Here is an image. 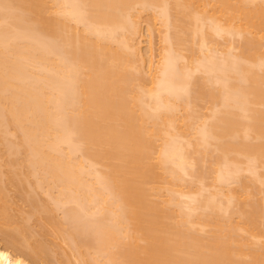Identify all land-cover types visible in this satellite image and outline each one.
I'll list each match as a JSON object with an SVG mask.
<instances>
[{"label":"bare ground","instance_id":"obj_1","mask_svg":"<svg viewBox=\"0 0 264 264\" xmlns=\"http://www.w3.org/2000/svg\"><path fill=\"white\" fill-rule=\"evenodd\" d=\"M259 198L264 0H0V264H264Z\"/></svg>","mask_w":264,"mask_h":264},{"label":"rangeland","instance_id":"obj_2","mask_svg":"<svg viewBox=\"0 0 264 264\" xmlns=\"http://www.w3.org/2000/svg\"><path fill=\"white\" fill-rule=\"evenodd\" d=\"M143 12H145V11H143ZM141 13H142V12H141ZM145 13H146V12H145ZM145 13H144L142 16H144V15H146V14H147L146 16H149V15L151 14L152 16L155 17V18H154L155 32L158 34V33L160 32V31H159L160 28L163 27V26L160 27V26L158 25V21H157V18H158V17L156 18L155 14L153 15L151 12H150L149 14H148V12H147L146 14H145ZM151 15H150V16H151ZM142 16H140L139 19H140ZM150 16H149V18H150ZM152 16H151V17H152ZM143 18H145V17H143ZM147 18H148V17H147ZM141 19H142V18H141ZM150 19H151V20H149V22L151 23L153 20H152V18H150ZM139 21H140V23L143 21L142 24H141V26H140V27H142V28H141V33H143V34H142L143 36L140 38L141 44H140L139 47H141L142 55H143V56H146V54H148V53H147V50H148V49H147V46H148L149 38H150V37H149V36H150V35H149L150 32H148L149 30L147 29L148 26H149V25L147 24V21H148V20L146 21V19H144V20L142 19V20H139ZM156 22H157V23H156ZM152 23H153V22H152ZM155 23H156V24H155ZM159 23H160V22H159ZM147 25H148V26H147ZM156 26H157V30H156ZM158 26H159L160 28H159ZM153 27H154V26H153ZM163 28H164V27H163ZM158 29H159V30H158ZM163 30H164V29H163ZM163 30H161V31H163ZM157 31H159V32H157ZM156 33H154V36H155V37H154V38H155V41H154V42H157V43H158L159 40H157V37L159 36V34L157 35ZM161 34H163V33H161ZM161 34H160V35H161ZM156 40H157V41H156ZM219 41H222V39H220ZM157 43H156V44H157ZM160 43H161V42L159 41V44H160ZM221 43L225 44V42H223V41H222ZM159 44H158V45H159ZM197 54H198V53H197ZM205 106H208V104L204 105V109H203V107H202V109L206 112L207 110H205ZM202 109H201V111H202ZM204 111H202V112H204ZM211 157H212V159H213V155H212ZM12 193H13V192H12ZM14 194H15V193H14ZM41 194H42V193H41ZM15 195H16V194H15ZM44 195H45V194H44ZM41 196H42V195H41ZM258 196H259L260 198H262V197L260 196V193H259L258 195H256L257 198H258ZM42 197H43V196H42ZM45 197L48 198L47 196H44L43 198H45ZM13 198H15V197H13ZM260 198H259V200H260ZM15 199H18V197L15 198ZM15 199L13 200V203H12V204H13V205H12L13 207H14V206H17L18 203H19V200L15 201ZM262 200H264V199H262ZM262 200H260V201L262 202ZM14 201L16 202V204L14 203ZM21 202H22V200H21ZM21 202L19 203V205H20V207H21L20 209H24L23 211L27 210L29 206L27 205V208H24V206H25L26 204L23 202L22 204H23L24 206L22 207ZM14 204H15V205H14ZM25 207H26V206H25ZM14 209H15V207H14ZM16 209H17V207H16ZM20 209H19V211H21ZM14 211H15V210H13V212H14ZM16 211L19 213L18 210H16ZM16 211L14 212V214H16ZM23 211H22V212H23ZM57 212H58V211H57ZM57 212H56V213H57ZM20 213H21V212H20ZM20 213H19V214H20ZM23 213H24V212H23ZM58 213H59V216L62 215L61 211L58 212ZM58 213H57V214H58ZM19 214H16V215H17V216H16V220H17V221H20V218H19L20 216H18ZM21 214H22V213H21ZM21 214H20V215H21ZM55 216H56V215H55ZM60 217H61V216H60ZM58 218H59V217H58ZM31 221H32V220H31ZM31 221H30V222H31ZM33 221L37 222L36 220H33ZM35 222H34V224H35ZM31 223H32V222H31ZM31 223H30V224H31ZM31 225H33V223H32ZM34 226H35V225H34ZM34 226H33V227H34ZM36 226H37V225H36ZM36 226L34 227V229H35V228L37 229ZM47 229H48V228H47ZM49 229H51V228L49 227ZM46 231H47V230H46ZM48 231H49V230H48ZM49 232H52V231L50 230ZM49 232H48L47 234H45V235L48 237V240L50 241V244L48 243V245L51 246L52 244H54V245H53V251H54V250H55V251L60 250V247L63 246L62 244L59 243V242H61L60 239H59L58 237H55V236L53 235L54 233L51 234V233H49ZM48 235H49V236L51 235V237L53 236V239H54V237H55L56 239L58 238L57 241H59V242L52 241V238H51V237L49 238ZM46 236H44V237H46ZM1 240H2V239H1ZM48 240H47V242H49ZM0 242H2V241H0ZM2 244H3V242H2ZM58 246H60V247H59V249L57 250V247H58ZM64 249H66L65 246H64ZM58 252H59V251H58Z\"/></svg>","mask_w":264,"mask_h":264}]
</instances>
